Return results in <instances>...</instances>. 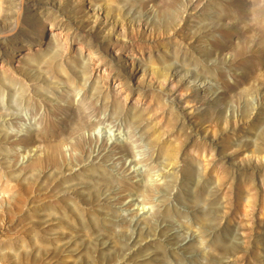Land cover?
<instances>
[{
	"label": "rangeland",
	"instance_id": "rangeland-1",
	"mask_svg": "<svg viewBox=\"0 0 264 264\" xmlns=\"http://www.w3.org/2000/svg\"><path fill=\"white\" fill-rule=\"evenodd\" d=\"M0 33V264H264V0H0Z\"/></svg>",
	"mask_w": 264,
	"mask_h": 264
},
{
	"label": "bare ground",
	"instance_id": "bare-ground-1",
	"mask_svg": "<svg viewBox=\"0 0 264 264\" xmlns=\"http://www.w3.org/2000/svg\"><path fill=\"white\" fill-rule=\"evenodd\" d=\"M21 12L19 13V15L21 16ZM17 25V24H16ZM15 28V24H14V26L13 27H11V29H9L8 30V32H12V30ZM10 35V34H9ZM9 37V36H8ZM4 38V35L2 34L1 35V33H0V53L2 52V50H3V45H4V43L3 42H1V39H3ZM3 41H5V39L3 40ZM6 43V42H5ZM5 46V45H4ZM7 46V45H6ZM0 56H1V54H0ZM246 77V76H245ZM247 78V77H246ZM252 78V77H251ZM250 79V78H249ZM249 81V80H248ZM84 97H85V95H83ZM93 105V104H92ZM74 107H76V106H74ZM74 110V109H73ZM46 111V110H45ZM98 114V113H97ZM47 117V118H46ZM46 117H43V118H46V119H48V118H50L49 116H46ZM41 119V118H40ZM104 121H106V119L104 118V119H101V118H98V120H97V123L95 124V125H99L100 123H103ZM41 122V121H40ZM46 122H47V120H46ZM43 123V122H42ZM92 123H94V122H92ZM50 125V122H47L46 123V125L44 126V128L43 129H47L48 128V126ZM83 125V124H82ZM30 126H32V124L30 125ZM75 128V127H74ZM87 128V127H86ZM41 129V128H40ZM40 129H38V130H36L34 133L38 136V138H39V134H40ZM42 129V130H43ZM93 129V128H92ZM26 130H28V129H26ZM74 130V129H73ZM77 130V129H76ZM30 130H28V132H29ZM44 131V130H43ZM42 131V132H43ZM79 131V130H78ZM80 131H81V129H80ZM55 132V131H54ZM46 133V132H45ZM57 133V132H56ZM78 133V132H77ZM81 133V132H80ZM32 134V133H31ZM49 134H50V131H49ZM75 135H76V133H75ZM77 135H79V134H77ZM76 135V136H77ZM41 136V135H40ZM73 137H74V135H73ZM130 137H131V135H130ZM45 136H44V138L42 139V141H45ZM31 139V136H30V134L29 135H27V134H25V135H23V136H21V139H19V141H24V140H30ZM75 139V138H74ZM18 140V139H17ZM32 140V139H31ZM40 140V139H39ZM18 142V141H17ZM17 142H15V143H17ZM21 142H19V143H21ZM18 144V143H17ZM22 144V143H21ZM26 144V143H25ZM41 144V143H40ZM42 145V144H41ZM36 146V145H35ZM43 146H45L46 148H47V151H52V150H50L51 149V145H47V144H43ZM74 147V146H73ZM72 147V148H73ZM82 148V147H81ZM76 149V148H75ZM82 150V149H81ZM127 150V149H126ZM125 151V150H124ZM123 151V152H124ZM127 152H128V150H127ZM126 154V153H125ZM107 155H109V154H107ZM130 154L128 153V156H129ZM65 159L64 160H66V157H64ZM50 160V159H49ZM54 160H56V159H54ZM58 162H59V160H57ZM56 161V162H57ZM38 162V161H37ZM39 163H40V160H39ZM38 163V164H39ZM55 163V162H54ZM66 163V162H65ZM36 164V163H35ZM57 164V163H56ZM64 164V163H63ZM147 164V163H146ZM148 165V164H147ZM120 181H122V183H123V180L121 179ZM125 183V185H126V182H124ZM36 188V187H35ZM153 189H151V191H152ZM141 191V194L143 195V199H142V203H141V205H142V207H147V205H149V204H151L152 203V193L150 192V189H148V188H145V189H142V190H140ZM150 206V205H149ZM60 219V218H59Z\"/></svg>",
	"mask_w": 264,
	"mask_h": 264
}]
</instances>
